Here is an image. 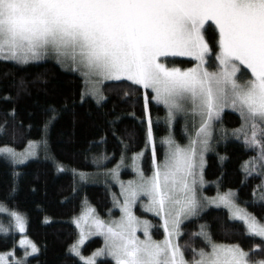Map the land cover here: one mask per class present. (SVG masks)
Masks as SVG:
<instances>
[{"label":"snow or ice","instance_id":"snow-or-ice-1","mask_svg":"<svg viewBox=\"0 0 264 264\" xmlns=\"http://www.w3.org/2000/svg\"><path fill=\"white\" fill-rule=\"evenodd\" d=\"M212 26L218 34L216 70L206 67V57L213 54L206 39ZM170 57H190L197 63L182 69L169 66L174 63ZM47 59L82 78L81 103L90 97L102 106L107 85L142 90L145 110L150 99L166 109L169 135L161 139L165 146L161 161L156 158L152 119L149 116L147 120L151 175L138 163L143 152L132 155L135 178L127 182L119 178V164L103 168L119 183L122 202L115 193L112 196L122 213L120 218L105 223L88 207L74 219L81 233L70 251L82 264H98V257H111L115 264H264V218L248 209L256 204L264 207V196L257 199L254 191L252 201H240L231 189L217 191L215 197L202 191L204 153L209 150L213 122L220 120L226 108L238 113L241 122L231 130L232 136L254 153L242 166L245 176L264 179V0H0V60L26 65ZM125 81L130 84L109 83ZM5 115L15 120V109ZM58 116L59 111L50 107L41 139L29 140L23 151L0 146V157L22 165L36 157L39 148L49 159L47 132ZM177 117L185 121V146L171 133ZM116 120L118 115L110 121L114 136ZM7 124V119L0 122V134ZM107 159L104 154L93 156L94 163ZM54 167L66 171L61 162L54 161ZM71 171L74 179L78 176L83 183L92 175ZM100 171L97 163V173ZM261 191L264 193V187ZM141 197L147 198L145 210L159 218L163 239H154L150 222L134 213ZM210 205L227 210L231 224L221 226L223 240L242 229L241 234L252 240L247 249L238 242L214 239L207 224H199V232L191 233L202 239L203 246H191L187 241L181 244L183 222L199 221ZM0 211L7 210L0 207ZM9 215L15 229L24 233L25 217L17 211ZM9 230L0 225V231ZM140 231L143 239L137 235ZM87 235L103 236L104 247L86 256L80 245ZM20 245L26 246L25 257L40 251L27 238L21 239ZM0 264L13 262L0 255Z\"/></svg>","mask_w":264,"mask_h":264},{"label":"trees","instance_id":"trees-1","mask_svg":"<svg viewBox=\"0 0 264 264\" xmlns=\"http://www.w3.org/2000/svg\"><path fill=\"white\" fill-rule=\"evenodd\" d=\"M217 37L212 26L206 34L213 49V54L209 55L211 62L216 61ZM173 61L183 68L194 64L186 59ZM109 83L130 84L127 81ZM83 87L82 78L77 73L61 68L52 61L25 65L0 60V122L8 120L6 131L0 134V146L8 145L23 151L29 140L41 139L49 108L55 107L59 111L58 118L47 132L49 159H45L42 152L38 158L18 165L0 157V204L25 217L26 235L40 249L37 255L28 259L27 264H82L70 251L77 239L73 219L82 211L84 201L93 206L101 218H108L113 208L112 188L87 184L76 190L71 169L92 173L97 170V163L101 168H114L121 161L122 153L124 157L130 158L144 150L148 110L156 139V158L157 161L163 159L165 148L161 139L166 129L163 122L165 109L162 106L150 99L145 110L142 90L133 92L125 87L108 88L107 85V100L102 106H97L90 97H86L85 102L81 103ZM125 91L129 95L125 96ZM12 108L16 112L15 120L5 115ZM117 115L119 120L115 122L114 136L110 121ZM240 123L239 115L234 112L226 111L222 115L221 124L230 132L239 128ZM175 136L179 143L185 142L179 125L175 127ZM121 140L127 147L121 144ZM213 144L214 149L207 157L204 172L205 179L210 184L207 193L214 196L217 191L224 193L231 189L236 192L240 201H252L254 191L257 199L264 196L261 191L264 179L246 177L242 169L245 161L254 153L231 133L225 140L220 139L217 134ZM101 154L108 159L94 163L93 156ZM54 161L63 163L66 171L58 172ZM142 168L146 175L151 174V152L144 155ZM122 176L128 180L133 175L126 172ZM248 209L257 217L264 218V207L259 204L250 205ZM199 224H207L214 239L223 240L221 226L230 225L231 222L227 219V210L208 208L199 221L190 220L183 226L181 244L187 241L191 246H203L200 237L191 235L199 232ZM0 225H10L8 218L0 215ZM241 231L242 229L238 230L233 237L223 242H238L247 249L252 240L242 235ZM153 233L156 239L162 236L158 227ZM19 237L14 230L8 233L0 231V253L15 249L16 255L20 257L23 251L17 246ZM101 246L102 240L95 238L86 245L83 254L90 255ZM99 264L114 263L106 259Z\"/></svg>","mask_w":264,"mask_h":264},{"label":"rangeland","instance_id":"rangeland-1","mask_svg":"<svg viewBox=\"0 0 264 264\" xmlns=\"http://www.w3.org/2000/svg\"><path fill=\"white\" fill-rule=\"evenodd\" d=\"M209 23H211V22H209ZM207 58V60H208V64L206 65V67H209V70H216V66L218 65V61H215V62H211L210 60H209V56L208 57H206ZM161 59H164V58H161ZM175 59H186V60H191V61H193L194 62V64L192 65V66H190V67H194L195 66V64L197 63L193 58H190V57H170V58H168V60H170V61H173V60H175ZM43 61H52V62H55L56 63V61L54 60V59H47V60H41V61H39V62H43ZM39 62H30V63H39ZM57 64V63H56ZM169 66H175V67H179V68H182V69H184L183 67H181V66H178V65H176L175 63H172V64H169ZM186 68H189V67H186ZM243 70H246V69H242V71ZM249 75H250V73H249ZM95 101V100H94ZM154 101V100H153ZM155 102V101H154ZM156 103V102H155ZM157 104V103H156ZM158 105H160V106H162L163 108H164V106L163 105H161V104H158ZM165 109V108H164ZM226 111H231V112H233L231 109H225L224 110V112L222 113V115L226 112ZM235 113V112H234ZM236 114H238V113H236ZM222 115H221V118H222ZM149 116H150V111L148 110V113H147V120H148V118H149ZM165 117H166V109H165V116H164V118H163V122H164V124H165V135H164V137H167L168 135H169V127H168V125L165 123ZM221 118H220V120H218V121H214L213 122V132H212V137H211V141H210V145H209V150L207 151V152H205L204 153V160H205V164H204V168H203V176H204V185H203V189H202V191H203V194L204 195H206V196H208V197H215L216 195H214V196H211V195H209L210 193H207L208 192V188H209V186H210V184H208V182L206 181V179H205V175H204V172H205V168H206V165H207V157H208V155H209V153L214 149V144H213V142H214V138H215V136H217V134H218V137L220 138V139H222V140H225L226 138H227V136H228V134L229 133H231L230 131H228L227 130V128H225L222 124H221ZM180 126L181 127V130H182V137L184 138V140H185V142L183 143V144H181L182 146H185V145H187L188 144V136L185 134V121L181 118V117H177V120H176V122L172 125V127H171V133H172V136H173V138L177 141V139H176V136H175V127L176 126ZM218 125H219V127H218ZM188 128H189V131H191V122L189 121L188 122ZM227 131V135L225 136V135H223V132L224 131ZM153 137L155 138V135H154V130H153ZM163 137V138H164ZM235 138V137H234ZM146 146H145V149L144 150H142L141 152H143V156H142V158L138 161V163L141 165V167H142V161H143V158H144V155L147 153V152H151V144L149 143V141H148V139H147V130H146ZM155 141H156V139H155ZM178 142V141H177ZM179 143V142H178ZM164 148H165V146H164ZM42 154V152L39 150V148L37 149V156L36 157H34V158H30L28 161H26L25 163H28L30 160H33V159H36V158H38L39 157V155H41ZM105 162V161H104ZM103 162V163H104ZM24 163V164H25ZM119 165H120V169H119V178H120V180H122V181H124V182H127L128 180H131V179H134L135 178V172L133 171V169H132V166H131V157L130 158H126V157H124V162L121 164V161L118 163ZM117 164V165H118ZM116 167V166H115ZM103 168L104 167H102L101 168V171L99 172V173H97V170L95 171V172H92V173H88V174H92L91 175V177H90V179H89V181L87 182V183H83V182H81L80 180H79V177L77 176L76 178H75V184H76V190H79V188L81 187V186H83V185H87V184H98V185H103V186H107V187H110V188H112L111 189V194L112 193H115L116 194V196L121 200V202H122V200H123V197L122 196H120V186H119V183H117V181L115 180V179H113L108 173H105V172H103ZM126 172H130V173H132V177L130 178V179H128V180H125V179H123V176H122V174L124 173H126ZM84 173H86V172H84ZM73 174V173H72ZM151 175V174H150ZM106 181H107V183H106ZM114 188V189H113ZM233 192H235V191H233ZM236 193V192H235ZM112 199H113V196H112ZM143 202V203H142ZM146 202H147V198L146 197H141L137 202H136V204H135V206H134V208H133V211H134V213L141 219V220H147V221H149L150 222V224H151V227H150V231H151V233H152V235H153V238L154 239H156L155 238V236H154V233H153V231H154V229L155 228H160L161 229V231H162V236H161V238L160 239H163V229L161 228V227H159V225H160V220H159V218L158 217H156L153 213H151V212H148V211H146L145 210V207H144V205L146 204ZM243 206V205H242ZM0 207H3V208H5L7 211H0V215L1 216H5L6 218H8V220H9V224L10 225H8V226H3V227H7V228H9L10 230L8 231V232H10L11 230H14V232L15 233H17V234H19L20 235V237H19V240H18V243H17V246L20 248V249H22V255L20 256V257H18L17 255H16V252H15V249H13V250H11V251H9V252H5V253H0V255H6V258L7 259H9L10 261H12V262H15V261H17V260H26V261H28V259L30 258V257H33V256H35V255H37L38 253H36V254H33V255H30V256H27V257H25V255H24V253H25V247H22L21 245H20V240L21 239H25V238H27V239H29V240H31L27 235H26V231L24 232V233H20L17 229H15V222H14V219L9 215V212L10 211H12V210H9L8 208H6L5 206H3V205H1L0 204ZM88 207H90V208H93V209H95L93 206H91L87 201H84L83 202V207H82V211L84 210V209H86V208H88ZM211 207H214V208H217V207H215L214 205H210L209 207H207L203 212H205L208 208H211ZM223 209V208H222ZM226 210V209H225ZM82 211L75 217V218H78L80 215H81V213H82ZM110 212H111V215H109V217L108 218H106V219H103V218H101L98 214H97V212H96V210H95V215H97L101 220H103L105 223H111V221H113V220H118L119 218H120V216H121V212H120V209H119V207H117V206H114V204H113V208H112V210H110ZM202 215V214H201ZM74 218V219H75ZM74 219H73V223H74V226H75V228H76V231H77V239H76V241L74 242V243H77V241L80 239V233H81V229L80 228H78L77 226H76V223L74 222ZM188 221H190V220H186V221H184L183 222V224L181 225V227H182V230H183V226L188 222ZM83 227H84V230H85V232H87L88 231V225L87 224H85V225H83ZM7 232V233H8ZM137 235H139L142 239L144 238L143 237V232L142 231H140V232H138L137 233ZM95 238H100L101 240H102V246L100 247V248H102V247H104V237L103 236H101V235H87L86 237H85V239H84V242H83V244L82 245H80V248H81V251H82V253H83V251H84V248L86 247V245L91 241V240H93V239H95ZM32 241V240H31ZM33 242V241H32ZM97 249H99V248H97ZM96 250V249H95ZM94 250V251H95ZM15 252V255L13 256V255H10V253H12V252ZM28 251L30 252L31 251V249L29 248L28 249ZM93 251V252H94ZM92 252V253H93ZM91 253V254H92ZM73 254V253H72ZM90 254V255H91ZM74 255V254H73ZM75 256V255H74ZM79 259V258H78ZM106 259H108V260H111L114 264H115V261L114 260H112V258L111 257H98L97 258V261H98V264H99V262L100 261H103V260H106Z\"/></svg>","mask_w":264,"mask_h":264}]
</instances>
